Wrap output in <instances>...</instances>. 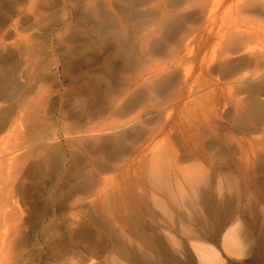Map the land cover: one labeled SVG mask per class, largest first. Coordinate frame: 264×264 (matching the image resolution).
Instances as JSON below:
<instances>
[{"label": "rangeland", "instance_id": "obj_1", "mask_svg": "<svg viewBox=\"0 0 264 264\" xmlns=\"http://www.w3.org/2000/svg\"><path fill=\"white\" fill-rule=\"evenodd\" d=\"M199 2L139 42L123 0H0V264H111L118 226L169 250L145 243L139 264H197L189 240L221 226L242 246L209 243L222 264H264V0L207 1L209 33ZM101 123L144 133L106 147L113 130L84 132Z\"/></svg>", "mask_w": 264, "mask_h": 264}, {"label": "bare ground", "instance_id": "obj_2", "mask_svg": "<svg viewBox=\"0 0 264 264\" xmlns=\"http://www.w3.org/2000/svg\"><path fill=\"white\" fill-rule=\"evenodd\" d=\"M123 1H126V5H127V8H131V10L129 9H125V10H127V11H125L124 9V12H126V13H130V14H128V18L126 19L127 20V26L128 27H130L131 29H132V31L134 32V35H135V37L136 36H138V35H140V40H139V42H141V40H143V39H146V38H149L148 36L150 35V33H154V32H156V31H161V29L162 30H164L163 28H164V26H166L167 25V23H169L168 22V20L170 19L171 20V17L172 16H178V17H181V18H189L190 16H189V13H184V14H181V15H177V13L174 11V10H176V9H178L179 7H180V5L184 2V1H186V0H174L173 2H171L170 0V2H166L165 0V2L163 1V0H156V2H157V6H155L154 5V7H152V8H145L144 6L147 4V2L148 3H150L152 0H123ZM207 1H209V0H201V3L199 4V6H200V13H201V15L202 16H204V21L203 22H205L204 23V25L206 24V26L204 27V29H205V31H207V33H209L208 31L211 29V26L215 23V17H214V14L212 13V9L211 10H208V8H207ZM109 2V1H108ZM181 2V3H180ZM101 3H102V1H101ZM100 3V4H101ZM111 3V2H110ZM109 3V4H110ZM209 3V2H208ZM212 3V2H211ZM108 4V3H107ZM108 4V5H109ZM93 5V4H92ZM112 5V4H111ZM110 5V6H111ZM125 5V4H124ZM125 5V6H126ZM141 5H142V7H144V8H142L141 7ZM148 5V4H147ZM150 5V4H149ZM105 6H106V4H105ZM210 6V5H209ZM90 7V6H89ZM98 7V6H97ZM188 7H191V6H188ZM188 7H186V8H188ZM213 7V6H212ZM110 8V10H112L111 9V7H109ZM113 8V7H112ZM123 8H125L124 6H123ZM82 9V8H81ZM114 9V8H113ZM120 9L122 10V8L120 7ZM146 9V10H145ZM171 9H173V10H171ZM198 9V8H197ZM89 10H90V8H89ZM95 10V9H94ZM94 10H91V19L93 20V21H97V15L99 14L97 11L95 12ZM105 10V9H104ZM109 10V11H110ZM118 10V11H117ZM117 10H116V12H120V10H119V7L117 8ZM115 11V10H114ZM104 12H107V10L106 11H104ZM112 12V11H111ZM214 12V11H213ZM102 13H103V11H102ZM114 12H112L111 14L114 16V14H113ZM125 13V14H126ZM101 14V13H100ZM99 14V15H100ZM107 14V13H106ZM106 14H104V15H106ZM110 14V15H111ZM129 15L131 16V17H129ZM200 15V14H199ZM103 16V15H102ZM112 17V16H111ZM105 18H106V16H105ZM109 18V17H108ZM113 18V17H112ZM121 18H122V15H121ZM120 18V19H121ZM79 19V18H78ZM100 19V18H99ZM104 19V18H103ZM102 19V20H103ZM80 20V19H79ZM101 20V21H102ZM110 20H112L113 22L115 21V19L113 18V19H110ZM117 20V19H116ZM169 20V21H170ZM100 21V20H99ZM100 21V22H101ZM86 22V21H85ZM104 22V21H103ZM116 23H117V21H116ZM123 23H126L125 21L123 22ZM97 24V23H96ZM121 24V23H120ZM99 25V24H98ZM107 25H108V23H107ZM180 25V24H179ZM101 27H100V29L102 28V24L100 25ZM104 26V25H103ZM109 26H111V24L109 25ZM121 26H122V24H121ZM181 26V25H180ZM95 27V26H94ZM93 27V28H94ZM104 27H106L105 29H107V26H106V24H105V26ZM104 27H103V29H104ZM120 27V26H119ZM179 27V26H178ZM216 27V26H215ZM96 28H97V26H96ZM112 28V27H111ZM122 28V29H121ZM120 29H121V32L123 33L124 31H126V28L123 26V27H121ZM187 28V27H186ZM97 29H99V27L97 28ZM169 29V28H168ZM188 29V28H187ZM201 29V28H200ZM102 30V29H101ZM183 30V29H182ZM191 30V29H190ZM197 31H198V29H196ZM99 31V30H98ZM144 31H148V33H149V35H145V34H143L142 32H144ZM201 31V30H200ZM211 31V30H210ZM100 32H102V31H100ZM106 32V31H105ZM109 32V31H108ZM194 32V31H193ZM216 32V31H215ZM104 33V32H103ZM122 33H120V35H122ZM183 33V32H182ZM191 33V32H190ZM200 33V32H199ZM119 34V33H118ZM196 34V33H195ZM95 35V34H94ZM124 35V34H123ZM199 35V34H198ZM201 35V34H200ZM108 36V35H107ZM106 36V37H107ZM114 36V35H113ZM77 37V36H76ZM134 38V37H133ZM137 38V37H136ZM135 38V39H136ZM239 39H241L240 41H243V38L242 37H239ZM103 40V39H102ZM120 40V39H119ZM123 41V40H122ZM143 41H145V40H143ZM239 40H237V39H233V43L235 42V44H237L238 42H240ZM180 42V41H179ZM182 42H183V40H182ZM237 42V43H236ZM244 42V41H243ZM145 43V42H144ZM147 43V42H146ZM185 43H187V42H185ZM241 44H242V42H241ZM246 44V43H245ZM189 46V43H187V44H185V48L184 49H187V47ZM242 46V45H241ZM246 46V45H245ZM101 49V48H100ZM247 49V48H246ZM143 51V50H142ZM190 51V50H189ZM260 56V55H259ZM262 56V55H261ZM253 59V58H252ZM250 60V59H249ZM249 60H246V59H242V60H240L239 62H237V63H241V64H238V65H240L241 67L242 66H244L243 65V63H248L249 62ZM254 60V59H253ZM231 63V62H230ZM231 65V64H230ZM233 65V64H232ZM237 65V64H236ZM238 67V69H241V67ZM225 67H226V69L224 68V71H223V73L224 74H228V75H232L235 71L234 70H236V68H234V69H232L233 67H229V66H227V64L225 65ZM225 76H227V75H225ZM152 79V78H151ZM225 79V78H224ZM232 79V78H231ZM10 85V84H9ZM3 86V85H2ZM7 87V86H6ZM21 87V86H20ZM156 87H160L159 85L158 86H156ZM257 87V86H256ZM250 88V87H249ZM255 88V87H254ZM6 89V88H5ZM18 89V88H17ZM152 89V88H151ZM154 90H156V88L154 89ZM249 90V89H248ZM263 90V89H262ZM23 91V90H22ZM152 90H150V92H151ZM13 94V93H12ZM6 99V98H5ZM3 100V99H2ZM117 104V103H116ZM122 105H119V104H117L116 105V110L115 111H122V107H121ZM115 107V106H114ZM125 112V111H124ZM117 114H119V112L117 113ZM4 124V123H3ZM9 125V124H8ZM101 125H102V123L101 124H99L97 127H93V128H89V129H86V131H84V132H95V131H97V132H102V131H106V130H113V134H115L116 133V135L114 136V137H111V139L112 140H107V141H103L101 144H102V146H108V145H112V143H113V147H114V145H115V147L116 146H121V147H123L124 145H125V143L126 142H128V141H130V142H135L136 141V139H137V137L138 136H140L141 134H143L144 133V131H143V129L141 128V127H138V128H132V130H134V131H136V132H134V133H129L127 130H118V131H115L116 129H120V125L119 124H117V125H114V126H111V127H106L104 124H103V126L101 127ZM5 126V125H4ZM101 127V128H100ZM130 130V129H129ZM119 132V133H118ZM143 132V133H142ZM93 142V141H92ZM95 142V141H94ZM83 144V143H82ZM92 144V143H91ZM92 148V146L91 147H89V149L88 150H90ZM120 148V147H119ZM155 150V149H154ZM154 150L153 151H151L152 153L150 154L149 153V155H150V163L151 164H158L159 162H160V159H162L161 157H160V155H159V153L155 150V153H154ZM80 151V150H79ZM144 150L142 149L140 152H143ZM159 151V150H158ZM52 152H54V151H52ZM115 152V151H114ZM122 152V151H121ZM55 154V153H54ZM148 155V156H149ZM156 155V156H155ZM158 155V156H157ZM55 156V155H54ZM138 156H140V158H142L143 157V153L141 154H138ZM63 162V161H62ZM149 163V164H150ZM150 164V165H151ZM149 165V166H150ZM152 166V165H151ZM154 167V166H153ZM153 169V168H152ZM162 169V168H161ZM98 171V170H97ZM156 171H158V169L156 170ZM161 171V170H160ZM187 171H189V170H187ZM163 172V171H162ZM151 172H149V174H150ZM159 173V172H158ZM185 173H186V171H185ZM148 174V173H147ZM188 175H190L189 173H187ZM186 175V174H185ZM148 176V175H147ZM186 177V176H185ZM79 178V177H78ZM148 178V177H147ZM158 178V177H157ZM187 178V177H186ZM193 178V177H192ZM95 179V178H94ZM159 180V179H158ZM187 180V179H186ZM185 180V181H186ZM94 181V180H93ZM90 182V181H89ZM91 182H92V180H91ZM167 182V181H166ZM101 184H102V182H100ZM99 183V184H100ZM151 183H153L152 181H151ZM169 183V182H168ZM191 183V182H190ZM194 183V185H195V182H193ZM98 184V186L96 185V184H94L93 185V187H96L95 189H94V191H96V189H98L97 191H102L103 189H102V187L100 188V185ZM162 184V183H161ZM90 184H88V186H89ZM157 185V184H156ZM171 185V184H170ZM92 186V185H91ZM82 187H84V188H86L87 187V184L85 183V186L84 185H82ZM99 187V188H98ZM188 187H190V185L188 186ZM194 187V186H193ZM88 188V187H87ZM109 188V187H108ZM113 188V187H112ZM164 188V187H163ZM163 188H162V190H163ZM196 188V187H195ZM199 188V187H198ZM88 189H91L90 188V186H89V188ZM109 189H111V188H109ZM130 189H131V187H130ZM168 190L167 191H169V188H167ZM86 190V189H85ZM171 190V189H170ZM196 190V189H195ZM194 190V191H195ZM89 191V190H88ZM88 191H86L85 192V195L86 194H88L87 192ZM172 191V190H171ZM199 190L197 189V192H198ZM202 191V190H201ZM201 191H200V194H201ZM170 192V191H169ZM193 192V191H192ZM84 193V192H83ZM95 193L96 192H94L93 193V195H95ZM99 193V192H98ZM98 193H96V194H98ZM163 193V192H162ZM185 193V192H184ZM184 193H180L179 195H178V198L180 199V195L182 194L183 196H184ZM92 194V193H91ZM102 194H103V191H102ZM130 194V193H129ZM198 194V193H197ZM213 194V193H212ZM211 194V195H212ZM85 195H84V197H85ZM120 195V194H119ZM132 195V194H131ZM150 196L152 195V192H151V194H149ZM164 195H167V193H164ZM182 195H181V197H182ZM192 195V199H193V194H191ZM202 195H203V197L204 198H210L211 197V195H210V193L208 192V194H206L205 192H202ZM128 196V195H127ZM154 196V195H153ZM152 196V197H153ZM175 196V195H174ZM173 196V197H174ZM199 197H201L200 195H198ZM89 197V196H88ZM90 197H92V195L90 196ZM151 197V198H152ZM170 197V196H169ZM214 197V196H213ZM3 198V197H2ZM147 198V197H146ZM150 198V197H149ZM150 198V199H151ZM156 198V196L154 197V199ZM176 197H174V199H175ZM186 198H187V194L184 196V197H182L180 200H183V201H186ZM202 198V197H201ZM212 198V197H211ZM210 198V200H206L205 201V205H207V206H209V205H211V204H213L214 203V201H212V199ZM216 198V197H215ZM217 198H218V196H217ZM88 199V198H87ZM90 199V198H89ZM153 199V198H152ZM200 199V198H199ZM85 200V199H84ZM132 200V199H131ZM171 200V199H170ZM173 200V199H172ZM189 200V199H188ZM1 201V200H0ZM85 201H87V200H85ZM124 201V200H123ZM146 201H147V199H146ZM155 200H153V202H154ZM176 201V199L174 200V201H172L173 203ZM183 201H180V202H183ZM194 201H196V199H194ZM90 202V201H89ZM145 201H143V203H144ZM152 202V201H151ZM171 202V203H172ZM202 202V201H201ZM86 203H88V201L86 202ZM92 203H94V201L92 202ZM142 203V204H143ZM148 203V202H147ZM156 203H158L157 205H159V202L157 201ZM156 203H155V206H156ZM161 203V202H160ZM187 203H188V201H187ZM187 203H185V204H187ZM0 204H2V203H0ZM88 204H90V203H88ZM145 204V203H144ZM161 204H163V203H161ZM160 204V205H161ZM165 204V203H164ZM175 204V203H174ZM182 204H184V202L182 203ZM216 204H217V199H216ZM136 205H137V203H136ZM154 205V204H153ZM176 205V204H175ZM188 205V204H187ZM186 205V207H189V206H187ZM189 205H191V204H189ZM163 206V205H162ZM173 206V205H172ZM202 206H204V205H202ZM212 206V205H211ZM215 206V205H214ZM1 207H3V205H0V209H1ZM5 207V206H4ZM160 207V206H159ZM184 207V206H183ZM206 207V206H205ZM163 208H165V207H163ZM172 208V207H171ZM193 208V207H192ZM204 208V207H203ZM166 209V208H165ZM168 209V208H167ZM206 209H207V207H206ZM14 210H15V208H14ZM147 210V209H146ZM194 210H195V208H194ZM193 209H192V211H194ZM214 211H215V209H213ZM220 210V209H219ZM10 211V212H9ZM9 211H7V214H10V217L9 218H11L9 221H11L12 222V220L13 221H15L16 220V218H17V216H18V213H16V211L13 213V212H11V210H9ZM12 211H13V209H12ZM2 212H5L4 213V215L3 216H1L3 219L2 220H6L7 218H8V216H6L7 214H6V211H4V209H3V211ZM163 212V211H162ZM220 212V211H219ZM217 213V212H216ZM215 213V214H216ZM0 214H1V212H0ZM182 216V215H181ZM19 218V217H18ZM149 218H150V221L151 222H154L153 221V216H152V214H150V216H149ZM182 220V219H181ZM194 220V219H193ZM196 220H198V219H196ZM156 221V220H155ZM183 222V221H182ZM198 222V221H197ZM157 222H155V224H156ZM153 224V223H152ZM204 225V224H203ZM209 226V225H208ZM218 226V225H217ZM115 227L117 228V226L115 225ZM115 227H114V225L112 226V228H114L115 229ZM130 227V226H129ZM157 227V226H156ZM213 227V226H212ZM219 227V226H218ZM146 228V227H145ZM148 228V227H147ZM204 228V227H203ZM209 228H211V226H209ZM118 230H117V232H116V229L115 230H111L112 231V233H113V231H114V233L113 234H111V236L112 235H114V238H115V236H116V234L118 235V238L116 237V239L118 240V241H114L115 242V244H117V249H115V251H114V253H117V258H114V257H112V258H109V259H113L114 261H112L111 262V264H139L140 262L142 263V261H141V259H139V257H138V259H137V256H136V254H135V251H136V248H137V250L138 249H140V250H142L141 252H143V254L145 255V254H147V253H149V249H150V247L147 249V247L150 245V246H152V247H155L154 249L157 251V250H159V252L161 251V252H163V253H167L169 250H167V249H165V247H161L160 245H162V244H160L159 246H155L154 245V243H155V241L157 240L156 239V235L155 234H150V233H148L147 231H148V229H147V231H143V232H141V235H142V237L140 238V239H130L131 237V235H127L124 231L125 230H123L122 228H119V226H118V228H117ZM150 229V228H149ZM154 229V228H153ZM212 229V228H211ZM234 229V228H233ZM155 230V229H154ZM110 231V230H109ZM108 231V232H109ZM224 231V227L223 226H221L219 229H215L214 230V232L212 233V232H210L209 231V233L207 232L206 234H204L203 236L201 235V236H199L197 239L195 238L194 240H189L190 242H188V243H190V249H192V254H194V256L196 257V259H197V261H198V263L197 264H222V260H221V258H220V256H219V254H218V252H217V250L211 245V244H209V243H217V242H219L220 243V245H221V247L227 252V253H229V254H234V255H240V254H242L241 252H242V246L240 245V244H238V240L236 241V239H235V237H234V234H233V231L232 230H230L229 232H223ZM204 233V232H203ZM139 234V233H138ZM109 235H110V232H109ZM159 235V234H158ZM133 236V235H132ZM138 237V236H137ZM139 237H140V235H139ZM112 240H113V236H112V238H111ZM115 240V239H114ZM172 240V239H171ZM137 243H136V242ZM173 241V240H172ZM163 242V241H162ZM141 243V244H140ZM145 243H148L149 245L147 246ZM173 243V242H172ZM159 244V243H158ZM172 245V244H171ZM174 245H175V243H174ZM115 246V245H114ZM165 246V245H164ZM178 246V245H177ZM112 247H113V245H112ZM116 247V246H115ZM172 247H173V245H172ZM52 248V247H51ZM174 248H175V246H174ZM152 249V248H151ZM107 250H108V248H107ZM153 251V250H152ZM191 251V250H190ZM110 252H111V250H110ZM138 252V251H137ZM151 252V251H150ZM155 252V251H154ZM191 253V252H190ZM113 254V253H112ZM142 254V253H141ZM143 254H142V256H143ZM168 254H169V252H168ZM110 255H111V253H109V257H110ZM161 255H163V254H161ZM165 255H167V254H165ZM164 256V255H163ZM188 256V255H187ZM190 256V255H189ZM3 257V256H2ZM118 257H119V259H118ZM145 257V256H144ZM165 258H166V256H164ZM6 258V257H5ZM106 258V257H105ZM170 258V257H169ZM168 257H167V259H169ZM173 259H174V257H172ZM189 258V257H188ZM4 259V258H3ZM123 260L124 261V263L123 262H121L120 260ZM173 259H171V260H173ZM189 259H191V258H189ZM194 259V258H193ZM110 260V261H111ZM117 260H119V262L117 261ZM176 260H178V259H176ZM176 260H174V261H176ZM106 261H108V260H106ZM105 261V262H106ZM109 261V262H110ZM151 261V260H150ZM149 261V262H150ZM159 261V260H158ZM168 261V260H167ZM166 261V262H167ZM180 261V260H179ZM195 261V260H194ZM144 262V261H143ZM171 262V264H172V262L173 261H170ZM177 263V262H176ZM180 263H182V262H180ZM186 263H188V262H186ZM149 264H151V263H149ZM178 264H179V262H178ZM190 264H192V263H190Z\"/></svg>", "mask_w": 264, "mask_h": 264}]
</instances>
